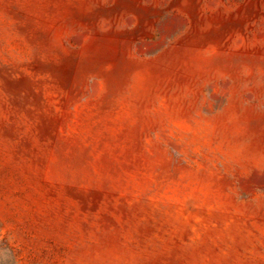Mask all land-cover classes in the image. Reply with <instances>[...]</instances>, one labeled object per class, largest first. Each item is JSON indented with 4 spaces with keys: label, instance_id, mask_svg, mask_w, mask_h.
<instances>
[{
    "label": "rangeland",
    "instance_id": "obj_1",
    "mask_svg": "<svg viewBox=\"0 0 264 264\" xmlns=\"http://www.w3.org/2000/svg\"><path fill=\"white\" fill-rule=\"evenodd\" d=\"M0 264H264V0H0Z\"/></svg>",
    "mask_w": 264,
    "mask_h": 264
}]
</instances>
